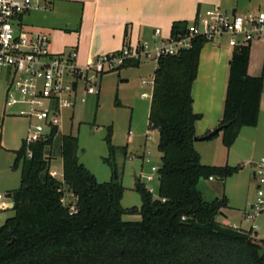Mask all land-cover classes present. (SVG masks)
Listing matches in <instances>:
<instances>
[{"label":"trees","instance_id":"trees-1","mask_svg":"<svg viewBox=\"0 0 264 264\" xmlns=\"http://www.w3.org/2000/svg\"><path fill=\"white\" fill-rule=\"evenodd\" d=\"M187 25L173 22L170 35L183 34ZM207 41L193 38L188 48L161 56L154 69L148 121L160 129L157 149L163 166L157 170V196L138 178L141 206L123 207L121 182L117 177L97 181L79 161L78 138L71 133L54 131L29 145L22 140L11 166L20 169L19 186L12 191L13 214L0 227V264H264V240L252 238L251 228L216 220L227 207L226 196L207 201L197 188L201 178L223 180L238 171L227 164H203L194 147L200 115L192 108L191 87ZM249 52L250 43L234 46L228 63L218 123L226 125L219 131L226 148L242 127L257 123L263 76L247 73ZM138 63L127 61L118 69ZM110 136L108 128L109 155L103 161L114 168L118 148ZM56 137L60 142L54 155ZM55 156L61 158V179L50 173ZM65 191L73 204L62 201ZM125 214H139L140 220H123Z\"/></svg>","mask_w":264,"mask_h":264},{"label":"rangeland","instance_id":"rangeland-1","mask_svg":"<svg viewBox=\"0 0 264 264\" xmlns=\"http://www.w3.org/2000/svg\"><path fill=\"white\" fill-rule=\"evenodd\" d=\"M259 8H256L255 11L264 10V4H261ZM22 20L27 28L32 27L30 25L32 14L22 15ZM209 45L228 46V36L207 41L202 48ZM202 57V62H205V58H215L217 55L209 57L203 55ZM228 63L229 60H227L224 70V89H226L228 78ZM248 63L251 66V71L258 73V76L262 75L264 41L257 39L251 41ZM203 67L204 65L197 73L198 81L195 88L201 81L206 83V89L212 88L214 66L208 68L206 74H203ZM155 68L156 61L149 59L142 61L138 67H125L102 75H90L89 83L97 91V99L94 100L92 96H88L86 102L78 101L71 110H66V114H71V118L64 119L60 130L61 134L71 133L78 138V159L93 173L97 181L108 182L117 177L125 188L121 199L123 207L135 206L139 208L141 206L140 195L135 190L136 177L152 191L153 196H157L158 175L157 172L151 170V166L161 161V153L157 149L158 131L152 128L148 121L151 81ZM122 80L127 81L122 82ZM143 80L147 82L146 85L142 84ZM78 85V89L82 93L84 84L79 81ZM4 90L5 82L0 78V193L12 194V191L20 183L19 167H11L15 156L14 150L20 147L26 135L27 121L16 116L15 109L4 106ZM142 93H146L147 96L142 97ZM224 97L225 91L223 102ZM108 128H111L110 141L118 148L114 153V168L103 161L109 155L108 143L105 140ZM220 139L221 133L214 136L211 141L219 145ZM59 142V137H56L51 149L54 155H57ZM124 146L126 148L121 149ZM196 146L200 151L202 150L199 143ZM221 150L224 154L221 155V161H225L224 163L227 165L238 167V171L223 180L214 176L211 178L212 180L201 178L197 188L207 201L226 196L228 203L224 212L227 217L218 214L216 220L235 228L249 229L252 224L257 225L258 229L252 230L251 237L261 243V240H264V210L253 219H246L245 212L249 210L250 204L257 197L255 190L257 181L252 175L255 165L249 162L257 161L261 156H264V139L261 144L253 146L238 139L230 149L221 147ZM52 168L57 170V178L61 179L62 162L59 156H55L52 161ZM148 175H151L153 179L147 181ZM63 202L65 204L74 203L72 195L67 191L64 193ZM122 218L123 220L136 221L140 220V215L125 214Z\"/></svg>","mask_w":264,"mask_h":264},{"label":"built area","instance_id":"built-area-1","mask_svg":"<svg viewBox=\"0 0 264 264\" xmlns=\"http://www.w3.org/2000/svg\"><path fill=\"white\" fill-rule=\"evenodd\" d=\"M50 1L0 0V78L5 82L4 106L15 109L16 116L26 119L23 139L26 145L46 140L54 131L59 133L64 119L71 118L66 110H71L78 101L86 102L89 94H96L89 83L90 75L118 70L127 61L154 59L157 63L161 56L174 55L188 48L197 36L208 41L228 36V46L232 48L255 39L264 41V10L232 14L211 7L198 14L177 37L160 38L153 47L147 41L126 44L118 51L97 55L79 66L75 61L76 51L51 52L49 34L41 29L27 28L23 23L22 15L48 9ZM159 35L160 30L155 28L153 36ZM79 81L84 84L82 93L78 89ZM26 156H31L30 150ZM251 163L255 165L253 177L257 181V197L245 212L246 219H253L264 210V156ZM158 168L157 164L151 166L155 172ZM50 173L57 177L56 169H50ZM152 179L151 175L146 178L147 181ZM13 208L12 194L0 193V227L13 214ZM71 210L75 211L72 205ZM250 228L258 229L255 224Z\"/></svg>","mask_w":264,"mask_h":264},{"label":"crops","instance_id":"crops-1","mask_svg":"<svg viewBox=\"0 0 264 264\" xmlns=\"http://www.w3.org/2000/svg\"><path fill=\"white\" fill-rule=\"evenodd\" d=\"M261 4H264V0H51L48 9L33 10L29 14H32L30 25L49 34L51 52L61 53L73 49L76 51V63L83 66L91 58L118 51L126 44L133 45L147 41L149 45L154 46L160 38L170 35L173 22L190 23L198 14L204 13L211 7H218L229 13L233 11L241 13L260 9ZM155 28L160 30V35L157 37L153 36ZM231 52L230 46L209 45L201 48L197 73L202 65H204L203 74L214 66L212 71L214 84L212 88L206 89V83L201 81L195 88L198 81L196 78L191 87L192 108L200 115L195 121L197 137L207 134L218 126L225 91L224 70ZM203 55L208 57L217 55V57L205 58V62H202ZM140 63L137 66L127 67H138ZM247 73L258 76V73L251 71L249 63ZM261 76L264 77L263 72ZM126 81L122 80V82ZM143 81L142 84L146 85L147 82L143 83ZM151 82L153 84V79ZM211 139L194 141L201 162L207 165L225 164V161H221L224 155L221 147H226L221 139L219 145ZM238 139L246 141L251 146L261 144L264 139V78L257 123L255 126L242 127L235 141ZM197 143L201 145V151L197 148ZM211 178L209 177L208 180H212ZM224 209L221 210L220 215L226 218Z\"/></svg>","mask_w":264,"mask_h":264},{"label":"water","instance_id":"water-1","mask_svg":"<svg viewBox=\"0 0 264 264\" xmlns=\"http://www.w3.org/2000/svg\"><path fill=\"white\" fill-rule=\"evenodd\" d=\"M235 11L232 12V14H234ZM88 96H92L94 98V100L97 99V95L96 94H89ZM223 127H226V125H223V126H217L216 128H214L213 130H211L210 132H208L207 134L203 135V136H200V137H197L195 136L194 137V141H203V140H209L211 138H213L214 136H216L219 131L221 130V128ZM158 132H160V129L158 128L157 129ZM158 167H162L163 166V162H158L157 164ZM116 178V177H114ZM136 180H138V178L136 177ZM159 180V178H158ZM10 195V193H8V196Z\"/></svg>","mask_w":264,"mask_h":264}]
</instances>
